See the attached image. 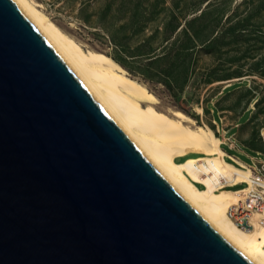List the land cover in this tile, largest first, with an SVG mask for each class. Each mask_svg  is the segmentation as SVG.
I'll list each match as a JSON object with an SVG mask.
<instances>
[{
	"label": "water",
	"instance_id": "obj_1",
	"mask_svg": "<svg viewBox=\"0 0 264 264\" xmlns=\"http://www.w3.org/2000/svg\"><path fill=\"white\" fill-rule=\"evenodd\" d=\"M0 264H256L0 0Z\"/></svg>",
	"mask_w": 264,
	"mask_h": 264
},
{
	"label": "rangeland",
	"instance_id": "obj_2",
	"mask_svg": "<svg viewBox=\"0 0 264 264\" xmlns=\"http://www.w3.org/2000/svg\"><path fill=\"white\" fill-rule=\"evenodd\" d=\"M36 1L85 49L124 60L157 95L159 109L181 110L210 126L224 151L250 165L226 145L239 144L264 160V0ZM113 36L129 56L118 53ZM168 62L180 85L164 84Z\"/></svg>",
	"mask_w": 264,
	"mask_h": 264
},
{
	"label": "bare ground",
	"instance_id": "obj_3",
	"mask_svg": "<svg viewBox=\"0 0 264 264\" xmlns=\"http://www.w3.org/2000/svg\"><path fill=\"white\" fill-rule=\"evenodd\" d=\"M16 1L190 204L244 255L264 264V226L254 220L251 228L238 227L228 209L240 192L217 184L221 177L232 183L250 181L252 171L226 160L221 142L193 117L181 110L159 109L158 97L144 82L107 53L85 49L43 11L41 3ZM179 157L185 159L177 161ZM198 164L201 170L196 169Z\"/></svg>",
	"mask_w": 264,
	"mask_h": 264
},
{
	"label": "built area",
	"instance_id": "obj_4",
	"mask_svg": "<svg viewBox=\"0 0 264 264\" xmlns=\"http://www.w3.org/2000/svg\"><path fill=\"white\" fill-rule=\"evenodd\" d=\"M237 145L240 147L239 144ZM224 157L238 167L252 171L250 181L232 183L226 178L221 177L217 182L220 188H229L240 192L239 200L229 207L228 215L242 229L251 228L254 220L257 224L264 226V160H255L252 157V165L247 164V166H244L231 157ZM201 166L199 164L196 165V169L201 170ZM194 183L197 186L205 187L200 182L194 181ZM241 185L243 187H239Z\"/></svg>",
	"mask_w": 264,
	"mask_h": 264
},
{
	"label": "trees",
	"instance_id": "obj_5",
	"mask_svg": "<svg viewBox=\"0 0 264 264\" xmlns=\"http://www.w3.org/2000/svg\"><path fill=\"white\" fill-rule=\"evenodd\" d=\"M189 39H192V37L190 36L189 37ZM112 44H114V46L118 49V53H125V56H129V54H130V50H129V48L128 47H123V45H121L120 46V44H118V41L115 39V37L113 36V38H112ZM180 49H182L184 52H186L185 53V55L186 56H190V53H189V51H187V47H185V45H182L181 47H180ZM151 50V49H150ZM121 55V54H120ZM176 55V54H175ZM111 57H113L119 64H121V66L123 67V68H125L127 71H128V73L130 74V68L128 67V65L124 62V60H122L121 58H119V57H117V56H113V55H110ZM177 56V55H176ZM166 57V56H165ZM168 59H172V56H169V58ZM177 59V58H176ZM167 65V64H166ZM167 69H168V72L170 73L171 72V75L170 76H168V78H169V80H168V82H166V83H164V84H166L167 86H176V85H178L179 84V82L181 81L180 80V77H179V74H176L175 73V70H176V68H174L173 66H172V64L171 63H169L168 62V65H167ZM128 69H130V70H128ZM131 75V74H130ZM183 75H185V72H184V74ZM183 75H182V77H183ZM132 76V75H131ZM187 78H188V75H186V76H184V80H182V83L183 82H185L186 80H187ZM181 84V83H180ZM179 84V85H180ZM153 92V91H152ZM154 93V92H153ZM155 94V93H154ZM156 95V94H155ZM157 96V95H156ZM207 130H209L212 134H213V136H215V137H219L217 134H216V132H215V130H213L210 126H204ZM225 144H222V146H224ZM200 188H204L203 186H199Z\"/></svg>",
	"mask_w": 264,
	"mask_h": 264
},
{
	"label": "crops",
	"instance_id": "obj_6",
	"mask_svg": "<svg viewBox=\"0 0 264 264\" xmlns=\"http://www.w3.org/2000/svg\"><path fill=\"white\" fill-rule=\"evenodd\" d=\"M224 144V143H223ZM226 146H228V149L229 150H232L234 153H239V154H241V155H244L245 157H247V158H249L250 160H251V162H252V157H256V156H252V155H250V154H248L245 150H243V147L241 148V147H239L237 144H227ZM221 147H223L222 145H221ZM242 151V152H241ZM225 152H226V154H225V156L226 157H231L232 159H234L235 161H237V159L238 160H240V161H242V162H245L246 164H249V163H247L246 161H244L243 159H241L240 157H238V156H236L235 154H233V153H229L227 150H225ZM194 157H195V155H194ZM180 158H183V157H179V158H177V161H180L179 159ZM199 187V186H198Z\"/></svg>",
	"mask_w": 264,
	"mask_h": 264
}]
</instances>
